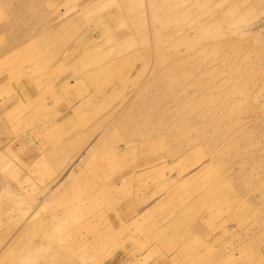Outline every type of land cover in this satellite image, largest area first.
I'll list each match as a JSON object with an SVG mask.
<instances>
[{
  "label": "rangeland",
  "instance_id": "1",
  "mask_svg": "<svg viewBox=\"0 0 264 264\" xmlns=\"http://www.w3.org/2000/svg\"><path fill=\"white\" fill-rule=\"evenodd\" d=\"M0 264H264V0H0Z\"/></svg>",
  "mask_w": 264,
  "mask_h": 264
},
{
  "label": "crops",
  "instance_id": "2",
  "mask_svg": "<svg viewBox=\"0 0 264 264\" xmlns=\"http://www.w3.org/2000/svg\"><path fill=\"white\" fill-rule=\"evenodd\" d=\"M177 259V257H175Z\"/></svg>",
  "mask_w": 264,
  "mask_h": 264
}]
</instances>
